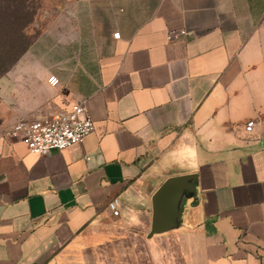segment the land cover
<instances>
[{
	"label": "crops",
	"instance_id": "0c3cea01",
	"mask_svg": "<svg viewBox=\"0 0 264 264\" xmlns=\"http://www.w3.org/2000/svg\"><path fill=\"white\" fill-rule=\"evenodd\" d=\"M61 3L1 78L0 264H264V127L245 130L264 118V0ZM81 100L80 144L43 156L10 133ZM176 176L177 225L151 234Z\"/></svg>",
	"mask_w": 264,
	"mask_h": 264
},
{
	"label": "built area",
	"instance_id": "2783aa9c",
	"mask_svg": "<svg viewBox=\"0 0 264 264\" xmlns=\"http://www.w3.org/2000/svg\"><path fill=\"white\" fill-rule=\"evenodd\" d=\"M187 33V30L171 31L168 37L177 39ZM119 35V32L114 33L115 38ZM49 83L55 86L59 83V78L52 75L49 77ZM258 127H264V118H250L245 123L247 132H253ZM94 128L95 122L87 101L81 100L73 102L67 110L32 119H20L10 133L12 136L20 137L30 151L44 156L53 150H64L82 143ZM108 206L115 216L120 214L118 198H112Z\"/></svg>",
	"mask_w": 264,
	"mask_h": 264
},
{
	"label": "rangeland",
	"instance_id": "374dc122",
	"mask_svg": "<svg viewBox=\"0 0 264 264\" xmlns=\"http://www.w3.org/2000/svg\"><path fill=\"white\" fill-rule=\"evenodd\" d=\"M63 0H0V83L36 37L49 26ZM1 90V87H0Z\"/></svg>",
	"mask_w": 264,
	"mask_h": 264
},
{
	"label": "water",
	"instance_id": "95a60500",
	"mask_svg": "<svg viewBox=\"0 0 264 264\" xmlns=\"http://www.w3.org/2000/svg\"><path fill=\"white\" fill-rule=\"evenodd\" d=\"M190 176H176L168 178L153 196V223L151 234L162 232L177 225L178 211L173 215L170 202L176 192L187 184Z\"/></svg>",
	"mask_w": 264,
	"mask_h": 264
}]
</instances>
